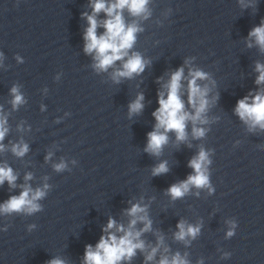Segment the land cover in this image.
I'll use <instances>...</instances> for the list:
<instances>
[{
    "label": "clouds",
    "instance_id": "clouds-1",
    "mask_svg": "<svg viewBox=\"0 0 264 264\" xmlns=\"http://www.w3.org/2000/svg\"><path fill=\"white\" fill-rule=\"evenodd\" d=\"M149 3L150 0H89L91 13L81 14L82 18L87 21V27L83 34L84 53L93 57L92 66L97 72H107L112 68L111 79L114 83H120L122 78L132 79L135 75L142 74L150 63L139 52L132 51L137 41V34L143 31L139 21L146 20L152 15L148 7ZM241 3L243 4V0ZM125 10L133 18L131 22L126 21ZM101 13L104 14L103 19L99 18ZM100 28L103 29L102 32H98ZM253 44L258 46L261 52H264V20L248 33L247 46L251 48ZM0 57H2V53H0ZM17 59L20 58L17 57ZM117 62H120V67H115ZM184 63L185 66H188L187 76L185 67L181 66L170 73L167 81L161 83L162 77L157 81L161 83V88L157 93L159 106L152 113L156 123L153 130L147 133V144L144 148L146 153L155 157H159L164 147L168 145L169 133L175 134L177 145L187 142L189 123L193 139L205 137L208 129L201 125L210 122L207 112L219 99L218 93L209 99L211 92L209 85L198 83V81H210L209 74L191 66L190 60L186 59ZM255 72L258 73L255 80L258 90L239 99L234 109V113L248 126L249 131H255L257 128L264 130V87H261L264 86V64L257 62ZM211 83L214 86L215 82L211 81ZM185 94L186 102L183 98ZM10 95L12 96L10 103L13 110H17L26 102L18 86H13L10 89ZM144 99V94L141 92L137 94L135 100L129 103V118L139 115L143 111ZM8 133V117L3 111V106L0 105V152L6 150L3 141ZM188 146L191 147V144ZM10 150L16 157L22 158L29 151V146L21 140L13 143ZM51 155L49 153L45 159H50ZM211 163L210 150H205L201 146L198 153L188 162L192 173L185 180L170 185L165 194L175 201L182 199L192 188L207 189L209 193H212L214 189L210 184L209 173ZM65 167L66 164L63 161L54 165V169L58 172ZM168 172L167 161H161L151 170L152 176H160ZM32 178V173L25 174V183L19 185L21 189L19 194L12 195L0 203V215L13 213L31 215L41 211V205L38 202L45 197L49 185L45 183L42 187L33 189L27 183ZM17 179L18 175L12 167L7 163L0 164V186L7 182L9 188L14 189L18 186ZM124 214L129 217L127 226L109 217L106 226L102 229L104 234L101 235L96 245H86L82 264H122L124 261L130 262L136 256L137 251L144 254L145 264H151L158 253L160 258L156 264H190L186 258L187 253L183 256L179 252L171 256L168 255L170 249L165 245L164 237L158 231L155 233V246L146 244L141 239L144 233L152 231V220L148 215L147 204L142 205L139 202L131 204ZM227 223L229 229L226 237L231 238L235 235L237 225L235 221ZM138 224H143V227L137 228ZM34 227L35 225H30L29 230ZM176 228L178 230L174 233V239L188 244V238L195 239L198 236L201 225H192L185 220H180ZM224 255L227 257L230 254L225 253ZM46 264H66V261L56 257L47 261ZM198 264H203V261H199Z\"/></svg>",
    "mask_w": 264,
    "mask_h": 264
}]
</instances>
